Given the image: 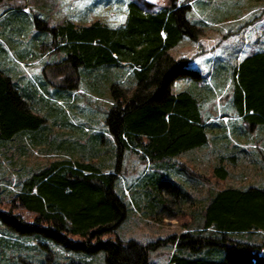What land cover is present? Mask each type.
<instances>
[{
  "label": "trees",
  "instance_id": "trees-1",
  "mask_svg": "<svg viewBox=\"0 0 264 264\" xmlns=\"http://www.w3.org/2000/svg\"><path fill=\"white\" fill-rule=\"evenodd\" d=\"M144 5L148 7L147 2ZM188 10V3L176 0H167L156 10H145L136 0H127L123 20L115 26L65 18L50 23L32 13L34 29L45 32L52 50L62 55L42 67L44 73L47 69L60 74L61 86L76 88L78 67L109 68L120 61L128 67L133 80L128 93L122 91L119 80L107 83L111 103L103 120L115 147L116 162L123 150L155 163L205 147L208 141L215 145L216 135L210 133L208 138L207 134L211 122H205L199 108L198 97L203 90L171 87L178 77L201 78L186 58H174L167 52L183 35L195 39L199 34L200 27L186 16ZM223 66L228 70L232 106L242 122L230 133H248L254 128L264 132V50L247 51L237 62ZM5 72L0 69L1 140L34 130L44 119L31 110ZM220 72L215 69L214 74ZM218 134L226 137L223 131ZM222 143L228 153L217 154L211 167L212 174L220 179L227 175L225 163L233 165L239 158L237 152L245 153L233 142L228 144L227 138ZM259 155L264 156L263 152ZM161 165L152 166L141 178L142 194L147 205L176 214L179 209L172 210L167 199L180 203L193 197L186 187L162 174L158 170ZM115 175L101 170L89 158L49 160L28 172L11 196L0 198V223L11 232L38 235L65 250L86 255L101 251L104 264H152L147 260L148 251L165 241L175 247L166 264H264V240L231 237L264 230V178L245 186L227 185L208 191L197 210L189 212L195 231L141 243L116 236L115 228L127 207L114 190ZM162 192L168 198H163ZM34 264L58 263L45 252ZM60 264L92 263L69 259Z\"/></svg>",
  "mask_w": 264,
  "mask_h": 264
},
{
  "label": "rangeland",
  "instance_id": "rangeland-1",
  "mask_svg": "<svg viewBox=\"0 0 264 264\" xmlns=\"http://www.w3.org/2000/svg\"><path fill=\"white\" fill-rule=\"evenodd\" d=\"M126 1L0 0V69L7 72L31 110L44 118L34 130L16 132L10 138L0 139V198L11 196L28 172L49 160L89 158L101 170L116 174L114 190L122 196L127 207L125 217L115 228L116 236L146 243L167 236L176 237L187 230L195 231L189 214L197 210L207 192L227 185L245 186L263 179L264 156L256 152L246 155L237 152L239 158L233 165L225 163L227 175L222 179L211 172L217 154L228 153V147L222 146L224 144L220 141H215V145L208 141L205 147L182 151L163 162L142 161L129 150H123L119 161H115V147L111 136L105 132L103 120L111 103L107 83L119 80L122 91L128 93L133 80L127 66L78 67L76 88L61 86L62 76L47 69L44 73L42 67L62 55L52 50L45 32L34 29L31 18L35 12L50 23L65 18L77 23L98 20L115 26L123 20ZM136 1L145 10L159 9L167 2ZM144 2L148 3V9ZM182 2L188 3L186 16L200 27V32L195 39L183 35L167 52L174 58H186L188 65L197 69L201 78L178 77L172 81L171 87L173 90L190 91L196 87L203 90L198 97L199 108L202 118L209 124L217 121L211 103L218 96L220 112L226 110L222 108L226 107L225 94L229 88L227 68L224 69L225 75L220 76L214 74L215 64L229 66L242 53L264 50V0H176V3ZM216 53L218 59L213 57L211 60V55ZM219 79L222 83L216 85ZM219 122L218 133L223 131L226 134L239 124L232 116L229 119L221 117ZM210 127L208 125V138L214 133ZM160 163L163 165L158 170L186 187L193 197L192 201L180 203L167 199L172 210L179 209L176 214L168 215L155 204L147 205L142 194L141 178L152 166ZM162 197L168 198L164 192ZM231 237L259 242L264 240V230ZM174 248L173 243L165 241L148 251L147 260L152 264H166ZM45 252H49L58 264L69 259L104 264L101 251L86 255L65 250L38 235L11 232L0 223V264H34L43 258Z\"/></svg>",
  "mask_w": 264,
  "mask_h": 264
},
{
  "label": "crops",
  "instance_id": "crops-1",
  "mask_svg": "<svg viewBox=\"0 0 264 264\" xmlns=\"http://www.w3.org/2000/svg\"><path fill=\"white\" fill-rule=\"evenodd\" d=\"M181 38L177 41V43L181 40ZM245 53H242V55L238 57V59L236 60V62ZM218 56L219 55L217 53L214 54L213 56L211 55V60L213 59V57L214 58L217 57L215 59V60H217L218 59ZM124 65H126V64L123 61H120L119 62V65L113 66V67L119 68V67H124ZM218 68H220V69H218ZM223 68H224V66L222 64L220 66L219 63H216L215 66H214V70L215 69L217 71L221 70V72L217 74V75H220V76L222 75V71L225 69V68L224 69ZM224 74H225V71H224ZM221 83H222V79H219V81H217L216 85H219ZM216 87H218V86H216ZM229 92L230 91L228 89L227 94H225V98L227 99V101H226L227 102L226 107H223L222 108V110L224 108L226 110H223V111L220 112L221 104L217 100L218 99V96L216 97V100L211 103V107H212V109L214 111V114L217 116V121L216 122L211 121V128L214 129L213 135L214 136L216 135L214 137V140L215 141L223 142L227 138L228 144H230L229 142H233V144L236 145V147L244 150V152H245L244 155H246L247 152H252V153H254V152H256V153H262V152H264V132L263 131H257L258 129H256V128H254L253 131L248 132V133L243 132V131L242 132H236V133H229V134H226V137H223L222 135L218 134V129L217 128H220L221 127V124L219 122V118L221 119V117H222V119H224V118H228L229 119L232 116V118L234 119V122L235 123H239V124L242 123L241 120L239 119V115L237 114L236 110L234 109V106H232L231 99H230L231 96H230V93ZM212 99H213V97H212ZM219 115H221V116L219 117ZM250 161L252 162V160H250Z\"/></svg>",
  "mask_w": 264,
  "mask_h": 264
}]
</instances>
